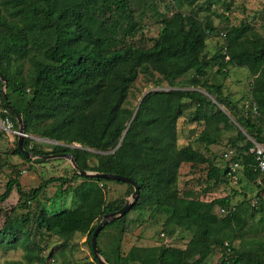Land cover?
<instances>
[{"label":"trees","instance_id":"trees-1","mask_svg":"<svg viewBox=\"0 0 264 264\" xmlns=\"http://www.w3.org/2000/svg\"><path fill=\"white\" fill-rule=\"evenodd\" d=\"M140 1L0 0V74L6 80L5 97L0 83L1 121L8 119L18 131L16 116L22 117L27 136L22 147L28 152L40 156L68 153L82 170L136 182L139 197L135 205L98 234L97 246L108 264H207L214 250L222 254L219 264H264V242L256 247L233 246L253 220L255 210L259 212L263 206L264 173L255 171V159L247 152L252 146L250 140L264 146V36L249 22L232 25L225 16L219 29L209 15L199 17L200 12L216 14L213 7L217 6L227 12L229 5L221 0H172L177 10L160 16L161 28L151 45L135 44L142 30L136 20ZM184 6L189 9L187 13L181 11ZM213 35L222 41L209 57L207 41ZM212 64L218 65L217 73L223 76L228 67L249 72L252 82L246 101L255 103L256 115L246 111L245 101L238 108L222 95L223 86L208 83ZM189 74L185 86L183 79ZM139 75L155 87L165 83L170 89L146 95L133 117L138 104L131 107L128 97ZM197 88L214 96L242 130ZM187 111H191L189 124L204 125L196 140L204 145L203 151L191 144H178L177 123ZM221 128L236 131L225 151L235 152L232 160L243 165L244 179L257 188L256 205L248 200L233 204L229 196L202 199L231 181L228 163L218 166L208 157L209 146L217 144ZM13 136V153L31 162L18 150V136ZM31 137L61 145L49 144L51 150L45 152ZM183 164L191 171L206 165V186L201 192L180 193L178 177ZM258 177L261 184L256 183ZM17 179L6 183L0 203L15 189L19 201H23L21 207L26 208L47 185L58 182L62 187L73 179L82 180L73 190L77 199L74 207L52 212L42 208L34 224L38 231L61 239L60 250L76 234L86 236L98 264L91 248L92 234L104 215L117 212L125 204L122 200L106 202L107 185L124 183L80 177L73 171L71 179L49 178L25 192ZM124 185L129 196L133 188ZM215 207L219 215L214 213ZM221 209L225 213L221 214ZM146 211L150 218H163L162 233L171 235L177 229L190 234L182 256L169 251L158 253L155 248L132 247L127 254L122 252L120 242L128 214L142 215ZM116 223L118 226L112 227ZM29 224L28 216L18 219L6 215L0 228V248L21 247L26 263L50 264L52 252L41 255L42 248L31 240ZM117 227L118 240L105 251L100 247L101 235ZM3 264L24 262L9 260Z\"/></svg>","mask_w":264,"mask_h":264},{"label":"rangeland","instance_id":"rangeland-1","mask_svg":"<svg viewBox=\"0 0 264 264\" xmlns=\"http://www.w3.org/2000/svg\"><path fill=\"white\" fill-rule=\"evenodd\" d=\"M221 1L229 5V10L227 12L224 10L223 6H217L213 7L216 14L212 15L210 12H200L199 17L203 18L209 15L211 22L219 29L222 28L225 16H228L230 19L229 22L232 25L239 24L242 21L249 22L262 36H264V0ZM176 10V4L172 0H141L140 3L136 5V20L140 23L142 30L136 36V39H134L135 44L139 43L141 45L150 46L151 39L155 38L160 31V16L162 14H167L169 11ZM188 10L189 9L184 6L181 11L187 13ZM221 41L219 36L213 35L208 38L206 54L209 57L215 53L218 46L221 45ZM217 68V64L210 65L207 75L208 83L223 86L222 95L237 103L238 108H240L239 105L241 106L244 101L250 98L252 77L245 68L228 67V72L225 76L218 74ZM190 76L191 74L183 79V85L186 86L185 80ZM169 89L170 88L165 83H163L161 87H155L151 81L139 75L130 90L128 103L131 107H135L146 92L150 90L167 91ZM197 89L212 102H216L215 97L208 95L204 89ZM190 115L191 111H187L178 120V144L180 147L191 144L194 148H199L203 151L204 145H200L201 143L196 140L204 128V125L196 123L189 124L187 119ZM230 118L234 121L231 116ZM235 126L239 130H242L238 124ZM1 127L2 121L0 118V195L4 192L6 183L16 176L25 192L38 187L49 178L64 177L71 179L74 170L65 159H52L45 160L43 163H34L32 160H30L31 162H25L20 157L16 156L13 153L15 148V137L7 131H5L6 134L2 132L4 130ZM220 130L221 133L218 136L217 144L209 146L211 154L208 155V157L213 164L223 166L225 161L221 156L223 152L228 149L229 140L234 138L236 131L233 128L227 131L222 128ZM31 138L34 143L40 146L45 152L51 150V147H49V144H51L50 141L39 137ZM91 161L93 162L95 159ZM206 173V165H200L194 169V171H191L189 165L183 164L179 170L178 177V188L180 193L187 190L201 192L202 188L206 186ZM239 178L237 174L236 178L231 179L228 184L219 185L212 192L207 193L205 196L201 194L199 197L201 198V196H203V200L209 201L214 198L229 196L233 204H237L242 200L251 202L254 193L257 192V188L249 182H245L243 179ZM81 182V179H73V181L71 180L66 186L62 187L59 186L58 182L49 184L43 188L38 199L29 202L26 208L21 207L23 201H19V195L14 189L8 199L0 203V228L6 221V215H11V218L15 217L18 219L22 216H28L30 224L27 228L31 240L42 248V256H48L52 252L53 256L48 260L50 264H96L93 260L86 236L76 234L69 241L68 246L64 247V250H60L58 246L61 243V239L46 232L38 231L34 224V219L38 216L42 208L52 212L74 207L77 199L73 190L79 186ZM128 190L129 189L124 184L109 183L107 185L106 202L120 203L122 200L126 203L131 195H127ZM261 204L263 206L258 208L260 211L258 212L255 210L253 220L240 234L239 240L233 243L235 248H239L240 245L243 246V248L256 247L257 243H260V241L264 242V199ZM13 209L14 212L12 213ZM214 213L219 215L217 207L214 208ZM149 216L150 213L147 211L142 215L137 212H130L128 214L124 225L125 233L122 235L120 242L122 252L127 254L132 247L155 248L158 253L169 251L182 256L183 252L186 251L190 234L186 231L177 229L174 230L171 235L162 233L163 218L161 216L150 218ZM115 226H118V223L114 224L112 227ZM119 228L120 227L108 229L101 235L99 242L102 249L107 251L118 240ZM241 239H243L242 243ZM221 255L219 250H214L208 257L207 264H219ZM9 260L23 261L24 264H28L24 261V250L21 247L11 250L0 248V264Z\"/></svg>","mask_w":264,"mask_h":264},{"label":"water","instance_id":"water-1","mask_svg":"<svg viewBox=\"0 0 264 264\" xmlns=\"http://www.w3.org/2000/svg\"><path fill=\"white\" fill-rule=\"evenodd\" d=\"M0 83L2 84V94L5 97V93H6V80L5 78L0 74ZM157 91H161V90H150L148 92H146L140 99L138 106L133 114H136L143 98L148 95L151 92H157ZM163 91V90H162ZM6 105H8L7 101L5 100ZM214 102V101H213ZM219 108L220 110L224 111L222 107H220L216 102H214ZM224 113L229 117V119L232 121V119L230 118V116L224 111ZM132 117V119H133ZM16 121H17V125H18V134H17V147L18 150L25 156V158L29 159V160H37V159H41L43 161L45 160H52V159H65L67 160L72 169L76 172L77 175H79L80 177H86V178H101V179H106V180H111V181H117V182H121L124 184H128L133 188V192L130 195V198L126 201V203L123 205V207L118 210L117 212L114 213H110V214H106L102 217V219L99 221V224L97 225L96 229L94 230L92 237H91V248H92V252L94 257L96 258L98 264H108L106 262V260L102 257V255L99 252L98 246H97V237L98 234L100 233V231L102 230V228L117 220L122 218L123 216H125V214L135 205V203L138 200L139 197V187L137 186L136 182H134L133 180H131L130 178L127 177H123V176H119V175H115V174H105V173H97V172H91V171H86V170H82L78 167V165L76 164L74 158L72 157V155L68 154V153H63V154H50L47 156H40V155H35L32 152H28L26 151L23 147H22V141L25 137H27L24 134V127H23V121H22V117L20 115L16 116ZM235 125H237L234 121H232ZM51 144H55V145H61L60 143H56V142H52L50 141ZM72 148H76V149H81L80 146L78 145H73L71 146ZM85 151L88 152H95L94 150H89V149H84ZM115 149L112 151L114 152Z\"/></svg>","mask_w":264,"mask_h":264},{"label":"built area","instance_id":"built-area-1","mask_svg":"<svg viewBox=\"0 0 264 264\" xmlns=\"http://www.w3.org/2000/svg\"><path fill=\"white\" fill-rule=\"evenodd\" d=\"M227 59V58H226ZM244 108L246 111L251 113L252 115L257 114V108L254 102L252 101H245ZM4 131H7L13 135H17L18 132L13 130V126L11 122L6 119L2 121V127ZM252 142V146L248 149V154L253 156L256 162L255 171L262 175L264 173V146L250 140ZM235 152L233 150H227L223 152L222 159L225 163H228V177L230 179H235L236 175L243 169V165L239 161H234L232 158L234 157ZM257 184H261V177L257 178ZM258 202L257 198H253L251 201L252 205H256ZM221 214L225 213L224 209L219 211Z\"/></svg>","mask_w":264,"mask_h":264},{"label":"crops","instance_id":"crops-1","mask_svg":"<svg viewBox=\"0 0 264 264\" xmlns=\"http://www.w3.org/2000/svg\"><path fill=\"white\" fill-rule=\"evenodd\" d=\"M238 175H239V177H240L241 179H243V180L246 182V179H244V177H243V175H242V171H240V172L238 173ZM240 178H239V179H240ZM244 181H243V182H244ZM255 194H256V193H254L253 198L255 197ZM253 198H252V199H253Z\"/></svg>","mask_w":264,"mask_h":264}]
</instances>
